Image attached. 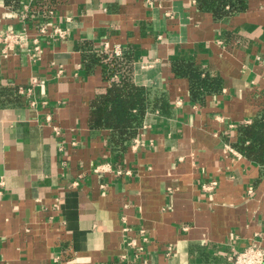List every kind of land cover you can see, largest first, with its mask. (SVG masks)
<instances>
[{
	"label": "crops",
	"instance_id": "0c3cea01",
	"mask_svg": "<svg viewBox=\"0 0 264 264\" xmlns=\"http://www.w3.org/2000/svg\"><path fill=\"white\" fill-rule=\"evenodd\" d=\"M244 1L219 18L197 0L0 2V35H27L6 54L0 42V264H228L264 246V164L234 147L264 109V0ZM43 23L67 34L41 36L35 59ZM125 53L135 83L166 92L172 110L148 113L144 145L119 156L89 118L109 85L102 56ZM180 60L222 91L193 99Z\"/></svg>",
	"mask_w": 264,
	"mask_h": 264
},
{
	"label": "trees",
	"instance_id": "16d2710c",
	"mask_svg": "<svg viewBox=\"0 0 264 264\" xmlns=\"http://www.w3.org/2000/svg\"><path fill=\"white\" fill-rule=\"evenodd\" d=\"M44 3L45 0H39ZM199 8L212 12L217 18L244 9V0H197ZM17 9L21 0H5ZM109 85L94 96L90 103L89 124L93 129L110 130V144L122 156L130 143L141 132L145 117L150 112L171 114V102L166 92L138 85L134 81V56H102ZM175 73L189 80L191 97L203 100L209 94L222 91L224 81L201 68L196 61L180 60L174 64ZM234 147L247 158L264 164V109L251 123H240Z\"/></svg>",
	"mask_w": 264,
	"mask_h": 264
},
{
	"label": "built area",
	"instance_id": "2783aa9c",
	"mask_svg": "<svg viewBox=\"0 0 264 264\" xmlns=\"http://www.w3.org/2000/svg\"><path fill=\"white\" fill-rule=\"evenodd\" d=\"M1 1L2 0H0V2ZM49 13H53V10H50ZM66 34V29L60 26H56L52 30H50L49 25L45 23L41 24L38 29V35L33 39L34 47L32 51V57L38 59L41 56V36L64 38ZM26 41L27 35L25 28H23L22 30L14 28L5 30L0 35V42L3 44L2 53L6 54L9 50ZM116 52H118V50ZM22 92L30 95L32 94V89L29 88L27 90H23ZM141 145H144V142L139 138L136 137L132 140V148H137ZM110 169L111 166L109 164L96 167V171H107ZM117 173L120 175L123 174L121 170H118ZM126 173H129V171H126ZM215 184L216 181H213L209 186H207V188H212ZM123 219L125 220L124 217ZM123 229L124 231L127 230V228ZM140 234L143 236L144 240H147L144 229L140 230ZM127 244L136 252L141 253L144 250V247L142 245H139L137 238L135 237H129L127 240ZM121 258L122 260H127V255L123 254ZM228 264H264V246L257 243H252L245 247L243 250L238 251L237 254L231 258V262Z\"/></svg>",
	"mask_w": 264,
	"mask_h": 264
}]
</instances>
